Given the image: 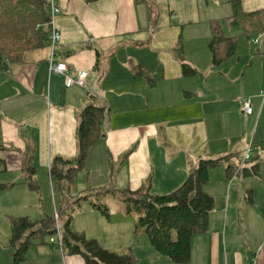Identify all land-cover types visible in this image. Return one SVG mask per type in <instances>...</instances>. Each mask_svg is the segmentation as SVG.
Instances as JSON below:
<instances>
[{"label":"crops","instance_id":"0c3cea01","mask_svg":"<svg viewBox=\"0 0 264 264\" xmlns=\"http://www.w3.org/2000/svg\"><path fill=\"white\" fill-rule=\"evenodd\" d=\"M53 3L60 10L55 25L61 35L55 61L67 64L65 76L71 79L86 73L88 88L66 86L65 76L50 70L49 46L28 53L22 63L0 60V185L8 186L0 191L1 219L39 221L47 214L44 200L61 208L50 162L76 157L77 116L91 93L108 114L73 179L72 199L100 188L168 195L200 160L221 159L202 188L214 207L206 232L190 240L187 264H264V137L257 136L264 119V29L232 24L229 0ZM241 8L244 13L264 9V0H241ZM212 24L234 43L227 57L220 47L217 63L209 49ZM184 65L194 71L184 75ZM257 98L262 103L253 109ZM247 99L251 114L242 110ZM30 167L35 190L26 182ZM81 206L74 216L97 217L91 213L99 211ZM115 215L109 208L108 224L98 218L99 235L72 224L74 216L70 229L109 251L130 252L135 264H174L142 230L134 232V216ZM2 234L0 264H11V230ZM49 238L32 239L19 264H86Z\"/></svg>","mask_w":264,"mask_h":264},{"label":"trees","instance_id":"16d2710c","mask_svg":"<svg viewBox=\"0 0 264 264\" xmlns=\"http://www.w3.org/2000/svg\"><path fill=\"white\" fill-rule=\"evenodd\" d=\"M96 0H86L93 2ZM232 14L228 18L232 24L250 26L254 31L264 29V9L244 13L241 0H229ZM49 22L46 0H0V60L5 63H22L25 56L36 50L49 46ZM212 36L209 49L213 63L219 56L233 53L234 43L220 33L218 25L212 24ZM220 47L224 49L220 53ZM183 74L194 70L185 65ZM91 102L77 116V155L68 160L53 157L49 174L56 179L58 192L62 196L58 223L54 218L44 217L39 221L27 218L12 219L9 245L14 249L11 264H19L32 244V239H45L60 231L62 250L71 255H80L86 264H135L130 252L116 253L104 249L96 240L87 239L83 233L70 229L73 215L85 204L90 209L99 211L109 217L107 198L122 203L125 213L135 217L134 232L142 230L149 239L150 245L174 264L190 262V240L196 234L206 232L208 215L214 207L213 199L203 191L209 180V169L221 163L218 160H200L190 172L186 181L173 193L152 196L148 189L137 191L100 188L86 195L72 199L70 191L75 175L84 168L86 157L102 135V128L108 109L97 97L88 95ZM2 148L0 147V150ZM231 166L228 167V170ZM232 169V168H231ZM29 178L28 187L36 189L32 180L33 167L26 168ZM8 186L0 185V191ZM58 224V225H56Z\"/></svg>","mask_w":264,"mask_h":264},{"label":"built area","instance_id":"2783aa9c","mask_svg":"<svg viewBox=\"0 0 264 264\" xmlns=\"http://www.w3.org/2000/svg\"><path fill=\"white\" fill-rule=\"evenodd\" d=\"M48 8L49 22L46 24V27L49 29V49H50V70L56 72L60 75L65 76L67 71V64L60 61H55V55L57 46L60 43L61 35L55 25V17L60 13V10L54 5L53 0H46ZM77 85L82 88H88L87 75L86 73L80 74L75 80L65 76V85ZM243 113L251 114L252 108L250 106L249 99L245 100L242 106ZM249 158L248 152L245 155L244 161ZM55 222H58V215L54 214ZM49 242L55 244L59 250H62V242L59 228L57 227L56 234L49 238Z\"/></svg>","mask_w":264,"mask_h":264},{"label":"rangeland","instance_id":"374dc122","mask_svg":"<svg viewBox=\"0 0 264 264\" xmlns=\"http://www.w3.org/2000/svg\"><path fill=\"white\" fill-rule=\"evenodd\" d=\"M213 1V3H215V0H212ZM221 11V13H223L222 15H225L224 13H226L225 12V9L224 8H222V10H220ZM226 24V26H224L225 27V29H227V26H228V23L226 22L225 23ZM227 31V30H226ZM240 33H241V31H240ZM247 42H248V40H247ZM254 46V45H253ZM254 51V53L256 52V50H253ZM244 52V51H243ZM253 53V52H252ZM245 61L247 60V59H244ZM247 63H248V60H247ZM264 85V84H263ZM263 92H264V88H263ZM248 97H250V96H245V98H248ZM264 102V101H263ZM261 103H262V99H258L257 98V101L256 100H253L252 101V107H253V109H255L256 107L258 108V107H260V105H261ZM254 119H255V121H256V116L254 117ZM255 121L252 123V125L255 123ZM253 128H254V125H253ZM257 136H263L264 137V119L261 121V124L259 125V128H258V131H257ZM35 193V196H37V194H38V191H34ZM1 196V195H0ZM43 206H44V211H46L47 212V214H45L46 215V217H48V218H52L53 216H54V213H59V210H60V205H59V203L57 204V208H56V210L53 208V207H49L48 206V204H47V202H46V200H44V203H43ZM109 208H110V214L111 215H114V214H116L115 216L116 217H118V216H121V215H124V214H126L125 213V209H124V206L122 205V203H120L119 202V204H116V205H111V206H109ZM29 211L32 213V214H35L36 215V209H35V207H32V208H30L29 209ZM96 212V211H95ZM91 214H98V215H96L97 217H95V219L93 220H91V218H90V216H94V215H87V214H85V213H83L82 215H81V217H79V215H77V216H74V220H73V222H72V224L74 223L76 226L78 225V226H80V227H84V228H86V229H88V233L90 234V235H93V234H91V232L93 233H96V235H99V232H98V228H97V225H98V221H99V219L98 218H101V220H103V222L101 221V223L102 224H105V222L108 224V222H109V220L105 217V216H103L100 212H96V213H91ZM89 216V217H88ZM115 218V217H114ZM93 221H94V226H93ZM56 223H58V222H56ZM56 225H58V224H56ZM11 230V224L10 223H7V222H4L2 219H1V217H0V243L1 244H3L4 243V238H3V231H6V230ZM74 229V226L73 227H71V230L73 231V232H75V233H83L84 235H86L84 232H82V231H79V232H76V231H74L73 230ZM87 239H93V240H96V241H98L97 239H94V238H88L87 236H85ZM102 245V244H101ZM103 246V245H102ZM103 247H105V246H103ZM105 249V248H104ZM107 249V248H106ZM111 250V249H110ZM139 264H146L144 261H141Z\"/></svg>","mask_w":264,"mask_h":264}]
</instances>
